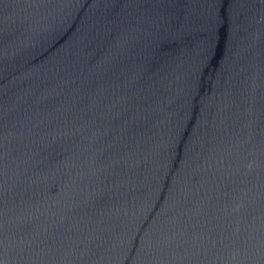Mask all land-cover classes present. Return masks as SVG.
I'll use <instances>...</instances> for the list:
<instances>
[{"label":"water","instance_id":"obj_1","mask_svg":"<svg viewBox=\"0 0 264 264\" xmlns=\"http://www.w3.org/2000/svg\"><path fill=\"white\" fill-rule=\"evenodd\" d=\"M0 264H264V0H0Z\"/></svg>","mask_w":264,"mask_h":264}]
</instances>
